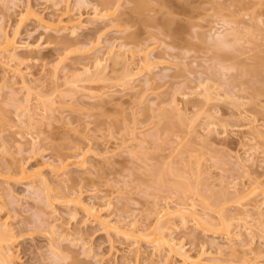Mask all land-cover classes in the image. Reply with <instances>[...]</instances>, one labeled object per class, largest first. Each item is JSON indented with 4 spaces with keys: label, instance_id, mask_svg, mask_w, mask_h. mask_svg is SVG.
<instances>
[{
    "label": "rangeland",
    "instance_id": "rangeland-1",
    "mask_svg": "<svg viewBox=\"0 0 264 264\" xmlns=\"http://www.w3.org/2000/svg\"><path fill=\"white\" fill-rule=\"evenodd\" d=\"M1 24L18 47L0 63V225L15 264H264V221L238 225L230 200L236 184L263 203L264 134L249 128L264 132V0H0ZM112 51L119 65L97 67ZM179 204L214 224L223 211L235 234L158 219ZM155 238L185 256L155 253Z\"/></svg>",
    "mask_w": 264,
    "mask_h": 264
},
{
    "label": "bare ground",
    "instance_id": "bare-ground-1",
    "mask_svg": "<svg viewBox=\"0 0 264 264\" xmlns=\"http://www.w3.org/2000/svg\"><path fill=\"white\" fill-rule=\"evenodd\" d=\"M64 1V0H63ZM168 22H170V20L168 21L167 20V25L165 24V26L167 27L170 23H168ZM2 25V24H1ZM7 30H6V28H4V26L2 25V26H0V56H2V54H6V55H4V57L2 56V58L0 57V63H3V64H5L6 66H8V64L9 63H11L12 61H14L16 58H17V51H18V47L17 46H15L14 44H13V41L14 40H10L9 38H8V35H7V32H6ZM223 45L225 46V47H227L226 45H227V43H226V45L223 43ZM231 46V45H230ZM229 46V44H228V47H230ZM223 49V48H222ZM224 50V49H223ZM225 51V50H224ZM150 54H151V52H150ZM112 56H113V51L112 52H110L109 53V56L108 57H105V59L104 60H102V61H100L98 64H97V67H101V69H103V67H104V63H107V62H111V63H113V65L114 66H116L118 63H120L119 61H120V59L118 60V58L116 57L115 58V56H113V58H112ZM143 59H144V63H142L143 64V66L142 67H145V68H147V69H149V70H151L150 69V67L147 65L149 62H150V59H149V53H147L146 55L144 54L143 55ZM104 61V62H103ZM108 64V63H107ZM119 65V64H118ZM237 68V67H236ZM234 69V68H233ZM88 71L89 70H87V73H88ZM128 72V73H127ZM126 73H125V75H124V78L126 79V81H127V78H132V79H129L130 81L132 80L133 81V77L136 75V73H133V72H130V71H127ZM131 73V74H130ZM127 81L128 83L130 82V81ZM29 90V94L31 95V93H33V91H32V89L31 88H29L28 89ZM208 90L205 88V92L203 93V94H201V96L202 97H204V99H205V102L207 101V102H209L210 100H212L213 98L212 97H210L209 96V94L210 93H208L207 92ZM205 93H208L207 95L205 94ZM33 95V94H32ZM212 96V95H211ZM211 98V99H210ZM210 99V100H209ZM209 100V101H208ZM28 101V100H27ZM29 106V105H28ZM176 108H177V106H176ZM26 109V112H27V114H28V118H29V121H30V124H29V127H31L32 126V121H33V119L31 118V115L29 114V110L27 109V107L25 108ZM174 110H175V108H174ZM177 110V109H176ZM168 117H170V116H168ZM180 117V116H179ZM166 118H167V116H166ZM250 118V117H249ZM182 119H185L184 117L182 118V117H180V122L183 124L182 126H185L184 124H186L185 122V120H182ZM193 120V119H192ZM178 122H179V120H177ZM185 121V122H184ZM251 121H253V120H251ZM178 122H177V124H178ZM191 121H187V124L188 123H190ZM193 122H194V120H193ZM192 122V124L193 125H195V123H193ZM252 124H253V122H251ZM192 124H189V126L188 127H190V126H192ZM179 126H181V125H179ZM209 126V125H208ZM250 126V125H249ZM186 127V126H185ZM184 127V128H185ZM213 127V126H212ZM215 127V126H214ZM248 127V126H247ZM246 127V128H247ZM187 128V127H186ZM193 128H194V126H193ZM191 129V128H190ZM190 131V130H189ZM249 131L254 135V137H256V138H258V137H261V135L262 134H264V132H262L260 129H258V127H257V125H255V123L252 125V127H250L249 128ZM248 132V131H247ZM252 138V137H251ZM77 163V162H76ZM79 164V163H78ZM81 165H83L82 163H80ZM79 164V165H80ZM78 165V166H79ZM80 165V166H81ZM238 166H240V168H243L244 170H246L247 168V165H245V164H243V163H240V165H238ZM166 168V167H165ZM173 168V167H172ZM167 170V168L165 169V170H161V172H160V174H161V176L162 175H165L166 174V171ZM158 171V170H157ZM156 171V172H157ZM175 173V172H174ZM170 175H171V173H169ZM172 175H173V173H172ZM199 175V174H198ZM197 175V177H200V176H202V175H199L198 176ZM159 176V175H158ZM157 176V177H158ZM163 177V176H162ZM162 179H164V178H162ZM197 180H198V178H196ZM200 179V178H199ZM202 179V178H201ZM189 180H191V179H189ZM161 181V180H160ZM159 181V182H160ZM192 181V180H191ZM196 181V180H195ZM202 180H200V182H201ZM198 182V181H197ZM200 182H199V184H200ZM41 183H42V186H45V187H47V183L42 179V181H41ZM179 183H182V180H181V182H179ZM177 184V185H180V184ZM185 183V182H184ZM190 183H193V182H190ZM189 183V184H190ZM236 183V182H235ZM34 184H35V182H34ZM187 184H188V182H187ZM238 184V183H237ZM182 186L183 185H185L186 186V184H181ZM191 185V187H195L194 186V184H190ZM193 185V186H192ZM196 185V184H195ZM235 185V186H234ZM181 186V187H182ZM197 186V185H196ZM207 186V185H206ZM234 186V187H233ZM233 191L235 190V192L233 193L234 194V197L233 198H229L230 200H231V202L233 201V200H235V206H237L236 207V209L239 207V208H241V210L240 211H243V212H241V213H239V214H241V215H237L238 217H236L235 218V216L233 217H231V218H234L235 219V221L237 222V224L238 225H242V224H244V227H246L247 226V224H248V222L249 221H256L257 222V224H259V222H261V220H263L264 221V208H263V210L261 209L262 207H264V193H262L263 194V201H261V203L262 204H259L258 205V203H256L257 205H255V203H254V201H253V203H252V205H253V207H252V205H250L249 204V200H251L252 201V196L254 195L253 193H255V191H254V189H253V191L252 192H250V193H248V194H245L246 192H247V190H244V189H242V190H244V191H240V190H238L237 189V187H236V184H233ZM254 186V185H253ZM179 188V187H178ZM185 188H189L188 187V185H187V187H185ZM208 188V187H207ZM46 189V188H45ZM181 189V188H180ZM191 189H193V188H191ZM209 189V188H208ZM230 189V188H229ZM248 189V188H247ZM183 190H185V189H183ZM189 191H190V188L188 189ZM196 189H194V191H195ZM207 190V189H206ZM211 190V189H210ZM209 190V191H210ZM226 190V189H225ZM213 191V190H212ZM216 191V190H215ZM219 191V190H218ZM219 192H221V191H219ZM224 192H226V191H224ZM224 192L222 191L220 194H224ZM212 193V192H211ZM213 193H214V191H213ZM215 193H217V191L215 192ZM196 194V193H195ZM220 194H219V196H220ZM229 194H232V193H229ZM211 196V195H210ZM217 195H215V197H216ZM222 196V197H221ZM220 197H221V199L220 200H222V198H223V195H221ZM231 196H233V195H231ZM213 198H214V194H213V196H212ZM211 197V198H212ZM219 197V198H220ZM228 197V196H227ZM251 197V198H250ZM202 198H206V196H204V197H202ZM212 198V199H213ZM225 198H226V195H225ZM224 198V199H225ZM262 198V197H261ZM203 199V200H204ZM223 199V200H224ZM202 200V202H205L206 200H204L203 201ZM209 200V197H208V199H207V201ZM218 199L216 198V200L215 201H217ZM219 200V201H220ZM211 201V202H210ZM209 202L210 203H212V204H210L209 203V205L211 206V205H214L213 203L214 202H212V200H210ZM219 201H218V203H219ZM227 201H228V198H226V200H225V203H227ZM230 201H228V203H229ZM248 202V203H247ZM195 203V202H194ZM206 203V202H205ZM223 203H224V201H223ZM78 204V203H77ZM219 204H221V203H219ZM109 205H111V203H109ZM194 205V204H193ZM203 205V204H202ZM205 205V204H204ZM208 205V204H207ZM207 205H205V206H207ZM216 205V204H215ZM186 205H184V206H182V205H176V206H174V208H170L169 206H165V208L164 209H162L161 210V212L160 213H158V219L159 220H163L164 218H166V219H168L169 220V222L170 223H175V222H179L181 225L182 224H186L187 223V219L188 218H191V220L192 221H194L198 226L200 225V222L201 223H203V225L204 224H206L207 226H209L210 225V223H212L211 225H210V227L213 225V227H212V229H216V230H222L223 232H225L228 236H230V235H232L233 233H234V231H231V228L233 227V224L232 223H230L229 221H230V219L229 220H226V218H224V216H223V211L222 212H220L221 214H219V223L218 224H214V221H212V219H211V217H209L208 215H205V216H201V215H199L198 214V212L196 211V207L194 208V207H185ZM249 206H251L252 208H253V210H254V212L255 213H257L255 216L254 215H252L253 213H251L250 212V210H249V208H251V207H249ZM198 209V208H197ZM201 210H202V208H201ZM253 212V211H252ZM234 219H231V221L233 220L234 221ZM258 220V221H257ZM107 223H108V221H107ZM107 223H105V224H107ZM264 223V222H263ZM4 224V223H3ZM104 224V225H105ZM255 224V223H254ZM108 225H110V222L108 223ZM108 225L107 226H105V227H108ZM135 225V224H134ZM134 225L132 224L131 226V229H133V227H134ZM259 225H261V224H259ZM264 225V224H263ZM243 226V225H242ZM109 228H111V226L109 227ZM136 228V227H135ZM135 228L133 229V230H135ZM11 228L10 227H8L7 228V226H6V224H4L3 226L2 225H0V264H15V262H14V255H13V253L11 252V249L10 248H12V246H11V244H12V242H13V240H14V238H13V235H12V233L13 232H11V230H10ZM111 229H113V228H111ZM244 229V228H243ZM113 230H118L117 228L116 229H113ZM162 230H163V227L161 226V225H159V227H158V229L156 230L157 232H159V233H161L162 232ZM138 231V230H137ZM146 230L144 229L143 230V232H145ZM237 231V230H236ZM117 232V231H116ZM139 232V231H138ZM155 232V231H154ZM248 232V231H247ZM249 232H250V229H249ZM248 232V233H249ZM252 232V231H251ZM119 233V232H118ZM235 234V233H234ZM155 236V234L153 233V234H149L148 236H144V237H149V236ZM239 235V234H238ZM234 238V237H233ZM239 240V239H238ZM6 244H5V243ZM231 242V241H230ZM5 244L6 245V248L5 247H2L1 246V244ZM4 245V246H5ZM233 245V244H232ZM11 246V247H10ZM152 246L153 247H155V253H159V252H161V249L162 248H167V251L168 252H166V253H168L167 254V256L169 255L170 256V254H172L174 251H176V252H180L179 254H181V253H183V247H181L182 245H180V244H177L176 242H175V240H173V239H169V238H165V239H163V238H155V239H153V241H152ZM240 246V245H239ZM249 247V246H248ZM247 247V248H248ZM246 248V247H245ZM250 248V247H249ZM56 249V248H55ZM235 249V248H234ZM251 249V248H250ZM57 250V252L58 253H60V254H62L61 253V250L59 249H56ZM239 250V249H238ZM182 251V252H181ZM236 252V251H235ZM249 253V252H248ZM160 254V253H159ZM162 254V253H161ZM158 255V254H157ZM182 255V254H181ZM183 256H185L184 255V253H183ZM64 259H67V258H64ZM187 259V258H186ZM185 259V257H184V261L186 260ZM201 260V259H200ZM217 262V261H216ZM219 263V262H218ZM222 263V262H221ZM221 263H219V264H221ZM198 264H217V263H214V262H212L211 263V261L209 262V263H203V261H199L198 262Z\"/></svg>",
    "mask_w": 264,
    "mask_h": 264
}]
</instances>
